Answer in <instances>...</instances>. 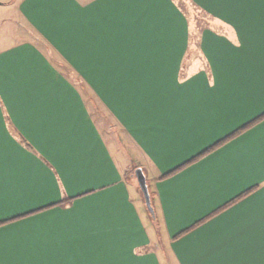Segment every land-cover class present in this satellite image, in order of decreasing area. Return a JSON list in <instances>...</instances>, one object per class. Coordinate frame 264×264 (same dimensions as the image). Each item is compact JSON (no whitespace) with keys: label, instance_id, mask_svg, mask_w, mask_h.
Here are the masks:
<instances>
[{"label":"crops","instance_id":"crops-1","mask_svg":"<svg viewBox=\"0 0 264 264\" xmlns=\"http://www.w3.org/2000/svg\"><path fill=\"white\" fill-rule=\"evenodd\" d=\"M191 1L214 22L195 43L176 0H0L42 41L0 47V264H165L155 239L177 264H264V117L226 139L264 114V0Z\"/></svg>","mask_w":264,"mask_h":264},{"label":"rangeland","instance_id":"rangeland-1","mask_svg":"<svg viewBox=\"0 0 264 264\" xmlns=\"http://www.w3.org/2000/svg\"><path fill=\"white\" fill-rule=\"evenodd\" d=\"M181 8L185 11L187 15V19L189 20V24L192 28V42L195 43L196 36H198V32L204 26L214 27V22L209 14L206 13L203 9H201L198 5H196L191 0H176ZM21 40H31L38 45H42L41 39L33 32V30L29 27V25L25 22L23 18H21L15 8L0 5V47L7 46L13 44L15 42H19ZM198 57V55H197ZM73 78L71 74V69L69 68V79ZM79 88V82H74ZM94 105V111L97 118H99V126L101 127V132L111 149V152L115 156V158L120 161L122 167V176L127 180L128 183L135 186L141 197L143 195L138 187L134 170L137 167H140L138 164V154L132 145V143L127 140L125 135L118 128L115 121L111 118V115L107 113V111H103L99 105ZM133 147V148H132ZM138 165V166H137ZM141 168V167H140ZM147 186L151 185V180L149 177H145ZM126 181V182H127ZM149 190V187H148ZM150 194V201L152 206V196ZM144 200V199H143ZM147 208V207H146ZM153 208V206H152ZM148 210V209H147ZM149 212V211H148ZM154 212V210H153ZM148 214L146 212V220L149 222ZM152 220L155 221V214L151 215ZM145 221V218H144ZM156 222V221H155ZM156 225V223H155ZM149 230V226H147ZM157 227H155L156 229ZM150 236V235H149ZM158 239V237H157ZM154 238L152 239V241ZM152 247L159 254L160 251H163L165 264H177L170 250L167 248V243L164 240L158 239L152 242Z\"/></svg>","mask_w":264,"mask_h":264},{"label":"water","instance_id":"water-1","mask_svg":"<svg viewBox=\"0 0 264 264\" xmlns=\"http://www.w3.org/2000/svg\"><path fill=\"white\" fill-rule=\"evenodd\" d=\"M134 175H135L138 187L143 195L145 206L147 207L149 213L153 215L154 212L151 206L150 194H149L148 186H147L145 175H144L142 168L137 167L134 170Z\"/></svg>","mask_w":264,"mask_h":264},{"label":"trees","instance_id":"trees-1","mask_svg":"<svg viewBox=\"0 0 264 264\" xmlns=\"http://www.w3.org/2000/svg\"><path fill=\"white\" fill-rule=\"evenodd\" d=\"M263 117H264V114H263V115H261L259 118L255 119V121L251 122L249 125H246L245 127H243V128H241V129H239L238 131H236L234 134H232L231 136L227 137L226 139H228V138H230V137H232V136L236 135L237 133H239V132H241V131L245 130L247 127H249L250 125L254 124L256 121H258V120L262 119ZM226 139H225V140H226ZM147 212H148V211H147Z\"/></svg>","mask_w":264,"mask_h":264}]
</instances>
